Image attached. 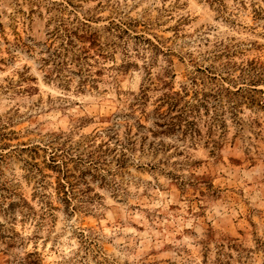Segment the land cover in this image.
I'll use <instances>...</instances> for the list:
<instances>
[{"label":"rangeland","instance_id":"374dc122","mask_svg":"<svg viewBox=\"0 0 264 264\" xmlns=\"http://www.w3.org/2000/svg\"><path fill=\"white\" fill-rule=\"evenodd\" d=\"M0 264H264V0H0Z\"/></svg>","mask_w":264,"mask_h":264}]
</instances>
